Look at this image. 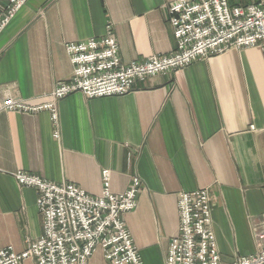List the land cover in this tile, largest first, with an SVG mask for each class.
<instances>
[{
	"label": "crops",
	"instance_id": "obj_1",
	"mask_svg": "<svg viewBox=\"0 0 264 264\" xmlns=\"http://www.w3.org/2000/svg\"><path fill=\"white\" fill-rule=\"evenodd\" d=\"M0 0V9L1 3ZM174 0H27L0 34V91L37 105L72 66L65 45L113 30L121 62L168 55ZM247 6L257 0H227ZM49 112L0 113V247L22 252L42 235L33 188L22 171L97 196L140 180L136 208L122 216L143 264H164L178 230L177 195L211 199L212 230L223 264L264 248L254 229L264 214V54L230 48L137 83L122 96L71 94ZM57 130L58 138H54ZM21 264H35L27 259ZM88 264H106L97 249Z\"/></svg>",
	"mask_w": 264,
	"mask_h": 264
},
{
	"label": "built area",
	"instance_id": "obj_2",
	"mask_svg": "<svg viewBox=\"0 0 264 264\" xmlns=\"http://www.w3.org/2000/svg\"><path fill=\"white\" fill-rule=\"evenodd\" d=\"M26 2L2 1L0 34ZM167 22L175 41L170 54L125 64L112 27L107 25L102 37L65 45L72 74L55 84L47 102L33 105L0 91V113L47 111L57 127L56 103L71 94L81 93L87 99L122 96L149 77L182 69L230 48L259 47L264 54V0L247 6H230L227 0H174L167 6ZM54 138H58L57 130ZM13 176L20 186L35 190L42 235L22 252L0 247V264H21L27 259L35 264H88L97 249L106 264H143L122 219L137 206L138 178L132 179L126 191L114 194L105 169L101 193L94 196L74 184H54L22 171ZM176 206L178 230L169 242L164 264H223L212 230L208 191L180 192ZM254 235L257 241H264V214ZM232 264H264V248Z\"/></svg>",
	"mask_w": 264,
	"mask_h": 264
}]
</instances>
